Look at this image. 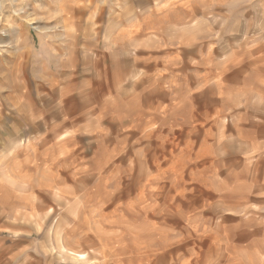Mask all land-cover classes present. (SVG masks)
I'll return each instance as SVG.
<instances>
[{
  "label": "rangeland",
  "instance_id": "rangeland-1",
  "mask_svg": "<svg viewBox=\"0 0 264 264\" xmlns=\"http://www.w3.org/2000/svg\"><path fill=\"white\" fill-rule=\"evenodd\" d=\"M0 264H264V0H0Z\"/></svg>",
  "mask_w": 264,
  "mask_h": 264
},
{
  "label": "crops",
  "instance_id": "crops-1",
  "mask_svg": "<svg viewBox=\"0 0 264 264\" xmlns=\"http://www.w3.org/2000/svg\"><path fill=\"white\" fill-rule=\"evenodd\" d=\"M80 10H77V12H79ZM20 86L19 85H15V87L14 88H16V89H18ZM150 100V98H147V100L145 101V106L146 107H151V105H152V103H151V101H149ZM134 108V107H133ZM135 112H136V109L135 110H133V115H132V118L131 119H133L134 118V116H135ZM142 115H143V113H142ZM120 117V115H117L116 116V118H119ZM136 118H137V123L136 124H138V120L140 119V116L139 115H137L136 116ZM135 118V119H136ZM119 121H120V119H118ZM121 122V121H120ZM134 127H136V125L134 126ZM167 143V142H166Z\"/></svg>",
  "mask_w": 264,
  "mask_h": 264
}]
</instances>
